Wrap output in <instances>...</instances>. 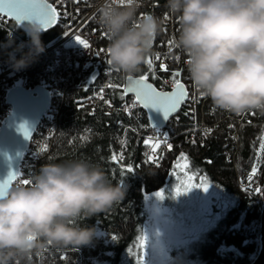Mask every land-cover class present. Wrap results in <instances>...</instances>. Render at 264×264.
I'll return each mask as SVG.
<instances>
[{
    "label": "clouds",
    "instance_id": "9594fccd",
    "mask_svg": "<svg viewBox=\"0 0 264 264\" xmlns=\"http://www.w3.org/2000/svg\"><path fill=\"white\" fill-rule=\"evenodd\" d=\"M141 5L98 0L96 6L97 22L110 36L108 65L132 80L153 54L163 24L154 14L138 18ZM166 8L179 20L175 47L186 57L195 91L219 110L264 113V0H167ZM42 30L39 23L26 28L31 49L20 59L10 55L15 71L44 53ZM126 194L123 181L113 184L88 161L43 164L30 186L17 184L0 198V264H21L48 245L91 244L96 229L82 227L81 218L108 212Z\"/></svg>",
    "mask_w": 264,
    "mask_h": 264
},
{
    "label": "built area",
    "instance_id": "2783aa9c",
    "mask_svg": "<svg viewBox=\"0 0 264 264\" xmlns=\"http://www.w3.org/2000/svg\"><path fill=\"white\" fill-rule=\"evenodd\" d=\"M48 2L56 6L61 13L56 24L63 34L55 42L43 44L44 53L39 55L26 70L15 71L11 66L10 55L20 59L24 53H28L31 49L30 37L26 34V30L12 18L6 15L0 16V127L5 118L12 112V105L8 101V94L12 88L16 86L26 89L43 87L51 96L50 107L42 116L30 145L23 154L20 176L13 182L12 187L17 184L30 186V183L28 185L23 184V179H28L31 182L39 173L40 163L51 153L59 133L63 107L71 88L87 89L92 92V95L79 102L80 107L90 104L93 97L100 99L102 94L104 104L109 111L117 109L127 118H135L139 111V106L132 107L133 96L118 105H114L111 100L112 88H109L108 85H113L115 73L114 69L108 65V53L106 51L110 36L106 35L102 26L97 22L96 6L98 0H84L82 3H75L73 0H48ZM115 2L119 3V0H115ZM120 5L123 6V4ZM167 13L166 2L161 0H142V5L137 13L140 19L143 18L144 14H154L163 21L162 30L157 35L153 45V54L149 56L153 59L152 68L148 67L149 80L158 89L169 91L174 89L172 73L176 71L181 73L179 79L188 91L189 100L184 103L181 111L174 117L176 118L181 112L186 114L188 125L186 130L180 134L186 141L195 140L196 143L198 141L202 143L207 136L218 129L219 125L217 122H208L204 117V108L211 100L200 96L193 88L185 66L186 57L180 49L175 47V41L179 35V20L176 15ZM78 38L84 40L90 47L85 48L80 45ZM21 46L23 47L21 48ZM156 54H160V60L155 59ZM162 64L167 65L168 71L162 70ZM101 89H103L102 93ZM193 97L195 98L194 101L192 100ZM105 100L111 101L112 107H109ZM125 104L129 107L131 116L124 110ZM210 108L215 110L214 106ZM227 113V132L230 139L225 142V146L234 149L233 144L238 145L240 142V128L245 123H251L252 118L263 117V113L258 111L246 112L241 115ZM175 126L168 123L163 129H152L148 123L140 129L131 130L143 137V144L149 136L153 137L154 140L158 137L167 136L168 143L172 145L180 136L179 133V135L177 134ZM128 129L130 128L126 127L125 131ZM208 129H211V132L206 135ZM262 139H264V124L254 136L248 163L241 166L238 161H235L234 165L239 188L255 197L263 194L261 176L264 153L259 149ZM162 147L166 146L162 144ZM225 154L228 158L233 157L228 150L225 151ZM151 155L150 149L146 147L144 160L147 163L155 164L157 160H150ZM157 155L159 157V150ZM258 159L260 163H257ZM253 167L258 169L257 175L254 177L251 176ZM112 236L115 235L99 228L96 230V236L92 243L87 245L89 247L88 254L83 248H58L48 245L43 250L34 252L21 264H41L43 259L55 262L57 257L64 259L68 252L75 253V264H108L110 260L106 257L111 255V250L105 249V247L114 243Z\"/></svg>",
    "mask_w": 264,
    "mask_h": 264
},
{
    "label": "trees",
    "instance_id": "16d2710c",
    "mask_svg": "<svg viewBox=\"0 0 264 264\" xmlns=\"http://www.w3.org/2000/svg\"><path fill=\"white\" fill-rule=\"evenodd\" d=\"M167 2V0H161ZM63 32L55 23L51 28L42 31L43 44L53 43ZM1 36V34H0ZM113 85L110 94L114 105L132 98L127 95L121 99V87L125 86L127 77L114 70ZM148 75L147 63L142 66L136 76ZM92 95L91 90L71 88L60 117L59 133L51 153L40 163H64L73 160L88 161L103 168L113 184L123 181L127 194L123 202L115 205L104 214L88 219L81 218L82 227L105 229L114 234L117 239L105 247L111 250L106 258L108 264H133V251L143 233L145 224L144 195L161 188L166 181L173 162L181 154H186L191 166L202 173L211 183L236 199L231 207L215 223L207 233L205 241L200 245V259L204 264H249L255 257L258 248L260 211L264 195V165L262 169V193L258 197L242 191L237 182L235 161L245 166L251 153L254 136L264 124L263 117L252 118L251 123H245L240 128V142L233 144L234 149L225 146L230 139L227 130V112L215 108L210 101L204 108L208 122H217L219 127L213 134L207 136L204 142L192 143L186 141L182 134L188 125L186 114L181 112L169 124L176 125L180 136L172 144L159 149V157L155 164L144 160L145 145L143 137L131 129H140L149 123L146 112L139 107L135 118H127L121 111L108 110L103 100L93 97L90 104L79 106V102ZM128 127L127 131L125 128ZM145 133V132H143ZM178 134V135H179ZM84 137V139H81ZM124 141V142H123ZM228 150L233 157L228 158ZM123 153L121 164L111 160L113 152ZM131 166L132 173L121 174V167ZM229 249V250H228ZM74 252H68L64 259L57 257L55 262L44 260L41 264H72Z\"/></svg>",
    "mask_w": 264,
    "mask_h": 264
},
{
    "label": "rangeland",
    "instance_id": "374dc122",
    "mask_svg": "<svg viewBox=\"0 0 264 264\" xmlns=\"http://www.w3.org/2000/svg\"><path fill=\"white\" fill-rule=\"evenodd\" d=\"M181 155L173 162L165 184L144 195L146 219L142 234L146 231L149 236L146 264H204L200 259V245L217 220L236 204V199L194 170L186 154L183 155L187 160H181ZM184 164L189 165V175L206 179L212 187L207 192L197 188L173 198L174 189L180 183L177 176L183 179ZM160 191L166 193L163 201L155 196ZM138 248L139 242L132 249L133 264H137Z\"/></svg>",
    "mask_w": 264,
    "mask_h": 264
},
{
    "label": "snow or ice",
    "instance_id": "6c2138e0",
    "mask_svg": "<svg viewBox=\"0 0 264 264\" xmlns=\"http://www.w3.org/2000/svg\"><path fill=\"white\" fill-rule=\"evenodd\" d=\"M73 2L82 3L84 0H73ZM125 2L126 0H119L120 4H124ZM5 15L13 18L20 24L25 21L39 23L44 30H47L50 26L57 22L61 13L58 11L57 7L49 3L48 0H0V16ZM78 43L85 48L90 47L88 43L79 38ZM155 59L160 60V54H156ZM147 65L150 69L152 68V58H148ZM161 68L163 71H168L167 65L165 64H162ZM180 76L181 73L179 71L172 73V83L174 85V90L170 92L158 90L156 87H154L153 84L149 82V75L147 74L141 75L135 80H132V78L129 77L128 80L131 81V87H121V99L124 100L128 93H133L134 101L132 107L140 106L143 109H146L148 113V121L150 122L149 126L153 129H156L158 126L151 122V112L154 111L162 114L163 120L167 121L170 115L179 109L181 104L189 100L188 91L185 88V85L179 79ZM108 87L114 88L118 86L109 84ZM102 92L103 89H101V93ZM99 98L104 100V96L102 94ZM192 100L194 101L195 98L193 97ZM105 103L108 104L109 107H112L111 101L105 100ZM124 110L128 112L129 116L132 115L129 107L126 104L124 106ZM17 130L24 136L25 140L30 141L31 128L27 123L20 124ZM210 132L211 129H208L206 135ZM81 139H84V137H81ZM192 143L194 144L196 141L192 140ZM144 144L150 149L152 153V155L149 157L150 160H158L157 152L161 148L162 144L165 145L168 150L172 149V145L168 143L167 136L158 137L155 140L153 137L149 136L144 140ZM259 149L262 153H264V139H262L261 143L259 144ZM5 157H7L8 160H11V157H9L6 153ZM111 160L116 164H121L123 160V153L121 152L119 155H117V153L113 152L111 154ZM181 160H187V157L182 154ZM257 163H260L259 159L257 160ZM188 168V164H184L182 166L183 179H181L180 176H177V179H180V183L174 189L173 198H179L181 195H186L193 189L197 188L207 192L210 187H212V184L207 182L206 179L201 180L195 175H189ZM120 171L121 174L132 173L134 168L131 166L122 165ZM257 172L258 169L253 167L251 169V176H256ZM19 175L20 172L10 171L7 175V179H0V198L6 196L10 183ZM22 183L28 185L30 180L23 179ZM155 196L160 201H163L167 198L164 191L155 193ZM156 235L159 236V232H157ZM112 239L115 240L117 237L112 236ZM148 245L149 236L145 231L140 237L139 248L137 249V264H146L145 256L147 255Z\"/></svg>",
    "mask_w": 264,
    "mask_h": 264
},
{
    "label": "water",
    "instance_id": "95a60500",
    "mask_svg": "<svg viewBox=\"0 0 264 264\" xmlns=\"http://www.w3.org/2000/svg\"><path fill=\"white\" fill-rule=\"evenodd\" d=\"M30 23L31 22L29 21H25L22 24H18H20L21 27L26 30ZM52 26H54V24ZM42 31H44V29ZM139 77L140 76H135L134 80L138 79ZM149 82L152 83L154 87H156L153 82L150 80ZM124 87H131V82L128 80V78ZM173 90L174 89L165 92H170ZM128 95L134 96L133 93H128ZM8 101L12 105V112L5 118L0 127V179H7V175L10 171L20 172V164L23 154L28 149L30 141L42 116L50 107L51 96L50 93L43 87L26 89L21 86H16L10 90L8 94ZM184 103L181 104L176 112L170 115L167 121L163 120L162 114L154 111L151 112V122L158 126L156 129L165 128L169 120H171L181 111ZM143 110L146 112L148 117L147 110ZM23 123H27L31 128L30 141L25 140L24 136L17 130L18 126ZM5 153L11 157V160H8L7 157H5ZM17 177L12 180L9 188L12 187V184L17 179ZM249 264H264V195L260 211L257 253Z\"/></svg>",
    "mask_w": 264,
    "mask_h": 264
},
{
    "label": "bare ground",
    "instance_id": "6f19581e",
    "mask_svg": "<svg viewBox=\"0 0 264 264\" xmlns=\"http://www.w3.org/2000/svg\"><path fill=\"white\" fill-rule=\"evenodd\" d=\"M20 176V175H19ZM18 176V177H19ZM17 177V178H18ZM59 248V247H58ZM80 248H83L84 250H85V252L88 254V252H89V247H87V246H82V247H80ZM70 249H72V248H70ZM75 259H76V256H74V258L72 259V264H75ZM44 260H47V261H49V259H43L42 260V262L44 261Z\"/></svg>",
    "mask_w": 264,
    "mask_h": 264
}]
</instances>
